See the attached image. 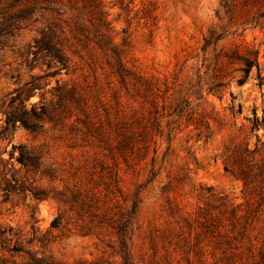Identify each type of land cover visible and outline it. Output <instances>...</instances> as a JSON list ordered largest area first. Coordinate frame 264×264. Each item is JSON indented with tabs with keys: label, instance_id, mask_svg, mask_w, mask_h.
Instances as JSON below:
<instances>
[{
	"label": "rangeland",
	"instance_id": "rangeland-1",
	"mask_svg": "<svg viewBox=\"0 0 264 264\" xmlns=\"http://www.w3.org/2000/svg\"><path fill=\"white\" fill-rule=\"evenodd\" d=\"M0 264H264V0H0Z\"/></svg>",
	"mask_w": 264,
	"mask_h": 264
}]
</instances>
